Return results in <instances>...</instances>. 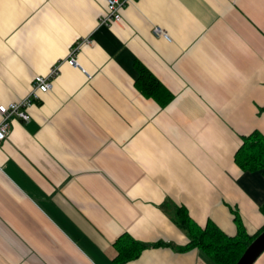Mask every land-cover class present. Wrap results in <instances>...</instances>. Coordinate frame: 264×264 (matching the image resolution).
Instances as JSON below:
<instances>
[{
    "label": "crops",
    "instance_id": "1",
    "mask_svg": "<svg viewBox=\"0 0 264 264\" xmlns=\"http://www.w3.org/2000/svg\"><path fill=\"white\" fill-rule=\"evenodd\" d=\"M106 14L104 0H0V105L59 67L0 143V264H115L123 235L149 245L123 264H213L181 251L173 212L228 237L236 219L264 228V176L234 161L264 137V0H137L110 27ZM137 66L165 106L137 89Z\"/></svg>",
    "mask_w": 264,
    "mask_h": 264
},
{
    "label": "trees",
    "instance_id": "2",
    "mask_svg": "<svg viewBox=\"0 0 264 264\" xmlns=\"http://www.w3.org/2000/svg\"><path fill=\"white\" fill-rule=\"evenodd\" d=\"M137 89L147 98H153L161 106H165L171 96L163 86L143 67L137 66ZM264 111V108H263ZM237 166L245 172L261 171L264 176V137L254 132L241 141L234 155ZM175 224L188 237V243L181 251L197 248L204 252L213 264H236L248 245L264 230L255 236H248L238 219V232L234 237H228L213 224L204 228L196 225L183 208L173 212ZM149 245L133 240L123 235L115 242L117 256L115 264H123L139 257Z\"/></svg>",
    "mask_w": 264,
    "mask_h": 264
},
{
    "label": "built area",
    "instance_id": "3",
    "mask_svg": "<svg viewBox=\"0 0 264 264\" xmlns=\"http://www.w3.org/2000/svg\"><path fill=\"white\" fill-rule=\"evenodd\" d=\"M107 5V14L99 19V25L110 27L113 24L121 22V10L128 5L133 4L137 0H104ZM155 36H161L169 39L168 36L156 27L153 30ZM85 43H89L86 39ZM83 42V43H84ZM81 44L73 46L66 58V63L78 68L79 64L76 60L77 52ZM58 65L53 66L49 73L45 76H35L32 81L30 91L25 98L19 102H12L7 105H0V143H2L9 133V125L12 119H18L21 122H28L30 116L28 110L39 101L40 94L49 92L52 88V81L58 74Z\"/></svg>",
    "mask_w": 264,
    "mask_h": 264
},
{
    "label": "water",
    "instance_id": "4",
    "mask_svg": "<svg viewBox=\"0 0 264 264\" xmlns=\"http://www.w3.org/2000/svg\"><path fill=\"white\" fill-rule=\"evenodd\" d=\"M264 253V230L248 245L236 264H254Z\"/></svg>",
    "mask_w": 264,
    "mask_h": 264
}]
</instances>
